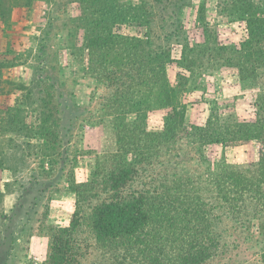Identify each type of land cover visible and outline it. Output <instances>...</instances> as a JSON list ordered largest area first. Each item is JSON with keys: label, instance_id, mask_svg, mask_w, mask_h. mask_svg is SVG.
Segmentation results:
<instances>
[{"label": "rangeland", "instance_id": "obj_1", "mask_svg": "<svg viewBox=\"0 0 264 264\" xmlns=\"http://www.w3.org/2000/svg\"><path fill=\"white\" fill-rule=\"evenodd\" d=\"M104 2L0 0V264L46 263L51 230L68 227L74 213L72 264H136L98 243L89 224L93 208L110 199L101 181L118 167L133 170L123 196L177 184L201 189L220 236L203 264H264V227L247 222L262 213L217 212L207 175L221 159L257 162L260 146L200 148L185 137L211 113L246 121L262 114L264 0ZM108 8L105 31L100 13ZM94 28L102 36L140 38L147 50L169 55L166 76L174 87L183 77L178 97L185 109L173 144L158 151L153 142H123L139 126L134 114L117 111L116 85L83 48ZM167 112L150 110L139 125L160 133Z\"/></svg>", "mask_w": 264, "mask_h": 264}, {"label": "trees", "instance_id": "obj_2", "mask_svg": "<svg viewBox=\"0 0 264 264\" xmlns=\"http://www.w3.org/2000/svg\"><path fill=\"white\" fill-rule=\"evenodd\" d=\"M100 1L92 0L96 4ZM109 9L100 13L101 19L110 15ZM100 23L105 25L102 29L109 31L106 17ZM256 25L263 30L262 20ZM100 30L94 28V36L87 38L83 48L88 51L99 75L116 85L120 115H135L139 128L134 133L130 131L123 142L133 145L138 141L153 142L158 151L166 144H173L181 134L185 109L178 97L183 77L177 75L174 87L166 76L169 55L164 50L157 53L147 50V43L140 38L120 35L116 38L111 33L102 36ZM149 76L152 81L147 84ZM143 87H147V91ZM153 109L168 110L163 131L157 134L147 133L139 125ZM261 111L254 121L239 120L235 114L211 113L203 125L190 126V131L185 133L189 143L200 148L216 144L225 149L251 141L258 143L257 162L233 165L221 159L207 175L213 179L217 212L237 215L242 211L247 216L249 208L255 213L259 211L260 217L251 216L247 221L259 223V228L264 227V109ZM123 142L122 146L126 145ZM132 174L129 167H118L101 181L110 199L94 207L89 218L96 241L123 250L136 264H203L207 261L219 247L220 236L217 234L216 239L209 218L208 198L202 196L201 189L190 191L174 183V186L139 190L123 196L121 192ZM78 223L74 213L68 227L51 230L49 260L43 264L73 263L71 239Z\"/></svg>", "mask_w": 264, "mask_h": 264}]
</instances>
